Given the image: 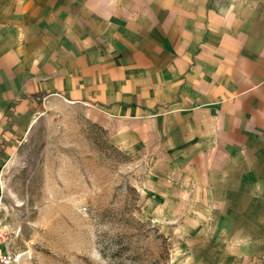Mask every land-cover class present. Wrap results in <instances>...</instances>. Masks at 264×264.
I'll return each instance as SVG.
<instances>
[{
  "label": "crops",
  "instance_id": "0c3cea01",
  "mask_svg": "<svg viewBox=\"0 0 264 264\" xmlns=\"http://www.w3.org/2000/svg\"><path fill=\"white\" fill-rule=\"evenodd\" d=\"M52 99L235 184L264 154V0H0V170Z\"/></svg>",
  "mask_w": 264,
  "mask_h": 264
},
{
  "label": "rangeland",
  "instance_id": "374dc122",
  "mask_svg": "<svg viewBox=\"0 0 264 264\" xmlns=\"http://www.w3.org/2000/svg\"><path fill=\"white\" fill-rule=\"evenodd\" d=\"M35 118L0 170L13 264H264V154L211 187L96 110L52 99Z\"/></svg>",
  "mask_w": 264,
  "mask_h": 264
},
{
  "label": "built area",
  "instance_id": "2783aa9c",
  "mask_svg": "<svg viewBox=\"0 0 264 264\" xmlns=\"http://www.w3.org/2000/svg\"><path fill=\"white\" fill-rule=\"evenodd\" d=\"M9 243V232L0 222V264H13L16 261V254Z\"/></svg>",
  "mask_w": 264,
  "mask_h": 264
}]
</instances>
